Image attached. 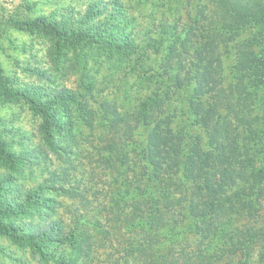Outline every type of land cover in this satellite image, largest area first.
Listing matches in <instances>:
<instances>
[{"label":"rangeland","instance_id":"obj_1","mask_svg":"<svg viewBox=\"0 0 264 264\" xmlns=\"http://www.w3.org/2000/svg\"><path fill=\"white\" fill-rule=\"evenodd\" d=\"M122 1L128 13L137 17L135 22L115 19V0H0V66L6 82L41 97L46 105L52 103V111L62 117L51 143L42 128L44 118L31 105L22 98L8 102L0 98V139L11 154L10 160L5 156L0 159V181L3 178L5 185L0 193L13 205H25L22 213L16 211L7 217L17 225L23 240L0 232V264H143L137 243L151 232L137 222L141 213L133 205L142 198L131 197V193L134 181L143 177L139 144L151 127H139L130 136L135 118L125 115L133 113L135 104L162 84L159 71L164 72L165 83L173 86L166 109L174 114L175 131L185 129L190 134L191 138L185 137L189 149L200 140L206 150L227 153L217 142L213 148L206 145L209 135L193 124L190 112L194 85L180 88L177 75L197 61L194 47L212 48L215 57L222 59L216 65L222 69L227 91L233 93V104L238 102L241 108L238 85L241 80L251 81L242 78L239 51L247 45L255 55L264 51L255 37L260 29L264 33V23L259 19L264 0H249L251 7H247L262 22L258 25L254 18H249L252 23L243 22L248 17L241 5L248 0ZM40 17H47L48 23H61L60 30L68 37L82 28L95 31L100 26L101 31L111 34L120 28L138 35L140 44L148 48L149 58L137 67L138 55L127 61L99 45L71 46L65 38L58 40L44 30L17 27L20 21ZM55 42L60 48L57 55ZM171 75L175 77L169 81ZM185 76L183 72L181 77ZM253 94L251 111L245 114L254 117L256 133L264 136V87ZM203 101L208 102L207 95ZM79 109L85 113L91 110L90 125L83 121ZM126 126L130 127L128 132ZM245 130L244 124L238 125L242 140ZM255 179L226 177L220 195L233 198L249 194ZM262 181L264 184V177ZM187 184L195 187L193 179ZM29 193L35 194L32 205ZM234 221L226 236L217 235L210 243L198 232H187L178 246L160 253L162 264H182L190 258L193 264H204L207 254L216 260L212 264L228 263L234 252L228 238L242 241L249 225H264V192L252 201L250 209L240 206ZM59 226L64 233L55 235ZM45 228L53 231L36 237L42 249L24 234ZM260 249L259 243L251 244L249 252L254 260ZM243 259L242 251L234 255V261Z\"/></svg>","mask_w":264,"mask_h":264},{"label":"trees","instance_id":"obj_2","mask_svg":"<svg viewBox=\"0 0 264 264\" xmlns=\"http://www.w3.org/2000/svg\"><path fill=\"white\" fill-rule=\"evenodd\" d=\"M115 2L114 9L118 14L115 19H123L126 24L137 20L135 15L132 16L128 13L127 4L123 3L122 0H115ZM248 5L250 8L249 0L241 5V8L246 12L245 16L248 17L243 22H251L249 18H254L255 24L264 23V13L259 18L261 22L256 15H252V12L247 8ZM238 11H241L240 7H238ZM58 24L61 23H48L47 17H40L30 21H20L17 27L29 31L44 30L58 40L65 38L71 46L73 44L99 45L107 52H112V55L118 54L126 57L127 61H130V57L133 55H138L135 61L137 67L140 66L141 61L149 58L148 48L140 44L137 39L138 35H129L120 28L115 29L116 33L114 34L101 31L102 27L100 26L95 31L82 28L73 30L68 37L62 34ZM258 33L259 36L255 35L256 44L264 47L262 29ZM194 48L198 59L194 63L191 62L187 68L184 67V71L178 73V86L183 88L190 84L194 85L193 97L189 100L193 124L198 125L208 133L206 145L209 148H213L217 142L225 147L227 153L218 155V153L215 154L214 150H206L200 140H198L199 143H195L189 149L187 138L190 137V134H187L185 129L175 131L173 126L174 114L169 113L166 109V101L171 97L173 86L165 83L164 72L159 71L157 75L162 84H157L146 98L140 99L135 104L133 113L129 111L125 115L127 119L129 116L132 118V115L135 118L134 124L131 125L133 130L130 132V136L134 135L139 127L146 129L151 127L149 132L143 134L145 138H142L143 142L139 144L142 151L141 161L144 162L143 177L134 181V194L131 193V197L139 195L142 198L133 205V208L141 213L137 222L141 224L143 230L151 232L141 243H137V251L142 256L143 264H162L163 256L160 257L162 255L160 253L166 248L171 250L178 246L177 242L187 232H198L209 243L213 242L217 235L226 236L227 229L235 226L234 220L239 215L240 206H247L250 209L252 201L258 200L264 192L262 181L264 177V136L256 133L258 130L254 123V117L245 114L246 110H250L248 108L251 107L250 100L254 95L253 92L255 93L259 88L264 87V51L261 56L255 55L249 45L239 51V55L242 57H240L241 64L238 68L243 72L242 78H249L251 81V83H244L245 80H241L238 85L240 88L239 98H243L242 107L239 108L241 105L238 102L236 105L233 104V93L226 89L221 67L216 65V63H221L222 59L215 57L217 54L215 51L213 52L212 48L209 50L202 47ZM59 49L58 44L53 43V51L56 55ZM248 63L251 65L248 66ZM183 72L186 74L185 77H181ZM173 77L175 75H171L168 80L170 81ZM162 94H164L163 98L161 97ZM206 95L208 97L207 103L203 101ZM0 98L7 102L22 98L31 105L34 112L44 118L42 126L44 134L53 143L55 125H58L62 119L61 116L52 111L54 105L52 103L46 105L41 97L17 90L13 85H9L2 74L1 66ZM79 111L83 114V121L90 125L92 121L91 110L86 113L82 109ZM232 113L234 116L231 117ZM240 124H244L247 130H245L243 140L238 131ZM128 126H126V132L130 128ZM185 137H187L186 140ZM7 147V143L0 139V159L4 156L8 160L11 159ZM248 171L250 172L249 175H247ZM246 176L256 177L255 185L249 194L238 195L233 198L221 197L220 194L224 193L225 190L226 177ZM191 179L195 182L194 188L188 184L185 185L186 181ZM0 182V189H3L5 186L3 178ZM27 196L32 197L31 203H29L32 205L35 194L29 193ZM0 206V232L23 240V236L18 233L17 225L12 221H7V217L16 211L22 213V210H25L24 202L13 205L12 201H7L0 193ZM52 231L53 229L45 228L39 233L24 234L35 246L40 247L36 243V237L44 232L49 234ZM54 231L55 235L64 233L62 226ZM72 239L70 238V240ZM228 239L232 241L234 252L231 259L225 264H264V225L258 227L249 225L242 233V241L234 242L230 237ZM258 243L261 245L260 250L262 252H259L256 260H254L255 257L249 252V249L251 244ZM40 248L42 249V247ZM238 251L243 252L244 259L234 261V255ZM206 256L208 260L204 264L216 262L211 254ZM192 261L190 258L182 264H193ZM174 264L181 263L177 261Z\"/></svg>","mask_w":264,"mask_h":264}]
</instances>
